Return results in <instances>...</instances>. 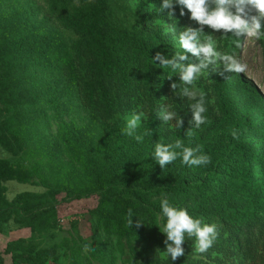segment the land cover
<instances>
[{"label": "trees", "instance_id": "trees-1", "mask_svg": "<svg viewBox=\"0 0 264 264\" xmlns=\"http://www.w3.org/2000/svg\"><path fill=\"white\" fill-rule=\"evenodd\" d=\"M73 1L45 0L53 15L66 13L71 16V20H63L67 21L63 27L83 35L74 46V51H79L80 55L77 60L83 64L80 69L74 61H69L73 53L68 52L62 42L33 28L24 11L13 10L18 7V0L9 4L12 10L5 27L6 36L0 40V106L14 107L16 60L27 54H36L52 60L50 68L61 62L58 68L66 72L72 82H79L80 97L85 106L99 118L102 117L104 122L113 119L124 103L133 107L144 105L149 116L154 109L153 89L163 81L166 83L167 101L183 117V126L172 128L165 135L164 131L156 132L155 127L149 129L144 126L138 130L145 134L144 143L151 140L149 153L145 155L139 151L144 146L127 142L116 127L108 133V140H103L111 152L108 155L89 153L86 170L88 186L74 193L65 188L52 187L43 193L22 192L10 201L6 197L5 183L42 187L44 184L31 180L33 174L39 172V166L37 170H23L0 159V231L1 225L11 223L28 228L36 235L60 230V195L65 194L64 202L95 197L98 206L92 215L98 226L117 236L122 243L132 238L134 241L129 242L141 245L140 249L134 250V263L163 264L159 257L163 247L159 236L164 235L153 223L160 211L159 200L166 195L176 206L188 208L194 217L217 224V240L208 252L198 255L212 264H235V260L237 264H262L252 231L257 226L264 227V179L252 178V175L255 170L259 174L262 172L264 120L261 123V117L257 119L239 106L237 94L221 93L218 104L220 115L208 117L209 123L194 130L192 137H186L185 132L191 127V111L175 108L179 99L175 95L176 90L171 87L178 75L168 79L169 70L151 63L150 58L157 52L170 57L179 50L162 36L161 27L151 25L156 19L143 13L144 17L138 16L142 21L140 30H130L115 21L118 12L127 10H118L114 0H91V3L84 0L79 9L73 7ZM168 18L160 14L157 21ZM175 18L181 26L191 24L187 15L179 16V9ZM230 41V54L236 55L240 46L234 38L230 37ZM57 60L59 62L54 63ZM150 116L153 119L154 115ZM170 123L174 126L176 121ZM233 129L239 132L238 140L231 135ZM18 136L19 130L13 117L0 122V147L12 155H18L23 149ZM178 138L183 139L186 146H201L211 157V163L188 167L177 159L161 169L150 156L154 144L158 141L171 143ZM125 158L124 165L140 169L139 179L134 180L120 168L123 165L119 166L117 162ZM155 199L156 203L152 201ZM129 208L145 224L137 228L135 222L139 218L133 217L132 229L128 227L126 214ZM192 245V240L185 241V256H181L178 264H208L209 261L193 257ZM4 254L11 256V264H48L59 259L56 248H39L27 239L10 242ZM0 264H6L2 254Z\"/></svg>", "mask_w": 264, "mask_h": 264}, {"label": "rangeland", "instance_id": "rangeland-1", "mask_svg": "<svg viewBox=\"0 0 264 264\" xmlns=\"http://www.w3.org/2000/svg\"><path fill=\"white\" fill-rule=\"evenodd\" d=\"M114 1L119 7L118 10H127V12H118L117 14L115 21L121 26H128L130 30L133 28L140 30L139 24L142 21L138 19V16H143V13L146 16L152 15L156 21L151 25L161 27L162 36L172 46L178 48L177 41L167 32L168 26L172 24L170 18L162 22L157 21V16L160 14L168 17L167 12L151 11L150 3L159 7L160 3L157 0ZM12 2L13 0H0V40L6 36L5 27L8 25L12 10L9 4ZM84 2V0H74L73 7L79 9L84 5ZM87 3H91V0ZM16 8L20 12H25L30 25L37 28V31L52 35L53 38L55 36L62 42V46L67 47L66 50L73 53L69 61H74L77 69L81 68L83 64L77 60L80 56L79 51H74V46L83 38V35L76 30L63 27L67 22L63 20H71L70 15L68 16L66 13L53 15L45 0H18V7L13 10ZM175 24L178 27H184L179 22L173 21V25ZM186 26L197 27L198 25L191 21V24ZM180 30L182 28L177 29V31ZM204 31V35H213L221 52L230 54L231 36L221 35L207 26ZM239 46L240 50L235 56L247 65L244 73L223 72L221 69L223 74L213 72L210 75L202 76L196 81V85L207 94V117H218L221 93L233 92L232 94L239 96L237 100L239 106L245 108L248 114L251 113L257 119L261 117L260 122L262 123L264 120V40L255 41L249 38L241 40ZM190 59L193 63L197 62L195 57H190ZM58 62V60L54 61V63ZM51 63L52 60H48L47 56L38 57L36 54H27L18 58L13 73L15 75L13 83L14 107L0 106V122L11 117L15 119L19 130L18 138L23 146L18 155H12L0 147V159L23 170L33 171L37 170L36 167L39 166V172L37 171V175L33 174L31 180L44 184L42 187L7 182L4 185L7 189L6 197L10 201L16 195L26 191L43 193L53 187L55 189L65 188L74 193L86 188L88 186L86 170L89 153L108 155L111 149L104 145L103 140H108V133L113 132L116 127L121 132V128L124 127L123 118L137 107L127 106L124 103L123 108L117 112L113 119L104 122L102 117L99 118L92 109L83 103L77 85L79 82H72L69 75L58 68L61 62L50 68ZM175 83L179 84V76ZM157 85L158 88L155 86L153 89L155 96V98L153 97V107L166 98V83L160 81ZM178 91L177 89L175 95L179 102L175 105L173 102V105L177 109L190 111L187 98L178 96ZM55 106L58 107L55 108ZM153 112L150 114L154 115L153 119H151L152 116H147L138 130L148 126L149 129L155 127L156 132L164 131V135L172 131L168 125L157 119L154 110ZM121 135L133 145L144 146L142 150H139L142 155L149 153L151 140L139 144L131 137L122 133ZM262 153L264 152L262 151ZM261 158L262 172L259 174L255 170L252 178L262 177L264 179V155ZM125 160L126 158L117 162L119 166L123 165L120 168L124 169L125 174H129L134 180L139 179L140 169L124 165ZM64 197H66L65 194L59 196L61 201L58 206L60 230L36 235L31 233L30 229L19 227L13 223L1 225L0 254L4 257L6 264L12 263L11 256L4 254L7 245L19 239H27L39 248H56L59 259L49 261L48 264H139L134 263V250L140 249V244L129 242L134 241L132 238H128L122 243L117 236L102 230L96 223L92 211L98 206L97 198L64 202ZM152 201L156 203V199ZM261 227L262 225L257 226L252 231V239L261 262L264 264V230L258 231L264 229ZM159 239L163 246L160 250L163 251L165 237L159 236ZM85 244L90 245L88 252L83 250ZM161 251L159 257L163 264H178L181 257L174 262H169L163 257ZM193 257L209 261L208 264H212L210 260L197 253ZM234 263L237 264V260Z\"/></svg>", "mask_w": 264, "mask_h": 264}, {"label": "clouds", "instance_id": "clouds-1", "mask_svg": "<svg viewBox=\"0 0 264 264\" xmlns=\"http://www.w3.org/2000/svg\"><path fill=\"white\" fill-rule=\"evenodd\" d=\"M151 11L157 13L167 12L172 19L167 32L177 41L178 51L170 57L163 52H157L152 56L151 63L157 67L169 70L168 79L173 75L179 76V84L172 83L173 90H179L178 96L187 98L188 108L191 111V127L185 132L186 137H192L194 130L209 123L206 115L207 94L196 85L202 76L211 73L231 72L244 73L247 65L242 63L234 54L221 52L213 35H204L205 26L221 35L231 36L237 42L254 39L264 40V0H161L159 7L150 3ZM179 16H188L197 27L173 25L176 20V12ZM255 14H252V13ZM178 22V21H177ZM178 28L182 30L177 31ZM190 57H195L197 62H191ZM223 69V72H221ZM157 119L168 125L170 129H179L183 126V117L178 113L166 98L152 109ZM144 105H137L129 115L125 116L124 127L121 133L131 137L135 142L144 143L143 133L138 129L147 119ZM175 120L173 126L170 122ZM233 139H239V132L233 129ZM161 169H165L177 159L188 167L207 166L211 163V157L203 151L202 147L186 146L183 139L165 143L158 141L150 153ZM159 213L153 223L164 235L163 257L169 262L176 261L185 254L183 247L186 240L193 241V250L197 254H204L213 246L219 232L216 223H206L202 218H196L189 213L188 208L178 207L173 204L166 195L159 200ZM133 217H138L136 227L145 224L132 208L127 210V226L132 229ZM162 222V223H161ZM90 245H84V252H88Z\"/></svg>", "mask_w": 264, "mask_h": 264}]
</instances>
